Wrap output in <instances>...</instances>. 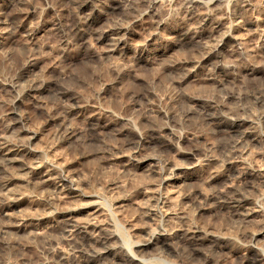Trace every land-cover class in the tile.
<instances>
[{
	"label": "rangeland",
	"instance_id": "rangeland-1",
	"mask_svg": "<svg viewBox=\"0 0 264 264\" xmlns=\"http://www.w3.org/2000/svg\"><path fill=\"white\" fill-rule=\"evenodd\" d=\"M154 1L140 0L141 8L145 7L148 13L134 16L125 13L128 11L124 10L123 13V10L114 8L115 4L120 7L119 3L127 6L129 1L104 0L107 12L96 15L95 28L98 33L120 25L127 35L128 47L112 51L109 45L111 38L98 40L93 35L86 40H78L70 32L66 38L61 36L57 29L60 24L70 26L79 17L91 12L79 11L73 0H29L25 10L16 14L18 16L14 20L17 24L14 27L9 29L0 24V138L20 144L24 138L26 141L29 135L35 133V138L29 143L32 160L58 164L60 174H70L76 178L81 191L76 198L63 197L54 188L53 181L33 188V183L26 180L25 174L17 166L14 170L17 169L15 171L20 175L23 173L24 177L17 175L10 178L8 174L0 173V194L20 193L19 203L9 209V215L0 212V243L8 239L15 245L12 244L9 249L0 244V264H72L78 257L83 258V254L72 246L67 233L54 227L52 229L54 217L30 219L16 226L21 215L38 217L43 213L42 209L47 206L43 199L48 195L60 208L94 201L95 198L99 206L102 205L99 212L94 213V220L110 224L120 235L121 249L126 247L146 264H247L230 252L226 256L214 253L211 261L206 262L196 252H191L190 257L181 255L173 245L168 249L150 246L138 251L137 244L146 237V229L158 230L163 226L169 231L175 229L182 232L199 227L213 234L233 237L240 245L251 242L250 232L261 231L260 239L264 240V183L259 180L247 182L239 173H232L227 163L232 155L234 136L220 131L213 121L204 119L200 110L206 107L218 109L223 105L227 109L232 107L231 111L246 119L250 133L246 158L244 162L237 161L235 154L229 161L234 160L239 170H245L250 165L257 173L264 174V106L255 102L253 96L255 91L264 89V0H209L205 3L207 5H189L186 0ZM1 7L0 1V12L14 15L11 7ZM205 15L212 20L221 19L222 25L214 30L216 32L209 33L207 28L199 26L201 17ZM238 17L243 22L231 29L243 40V47L249 50L248 53L237 54L233 59L230 50L235 45L234 41L226 39L219 49H222L228 62L231 59L235 62L231 61L234 66L228 68L230 72L216 67L217 61H214L213 55L206 62L203 60L197 64L204 42L214 43L217 38L215 36L214 39V33L220 36ZM187 28L195 31L199 39L183 43L179 33ZM26 30H32L33 35L30 36ZM206 33L212 34L213 38ZM141 51L151 54L150 58L139 59ZM166 55L171 57L167 58ZM27 57L33 58L34 63L25 72L23 66ZM253 68L255 72L251 73ZM177 70L178 74L175 72ZM32 80H45L56 87L65 88L86 108L80 114L75 113L72 119L68 118V108L75 106L77 100L58 93L53 85L35 93L24 90V84ZM87 115L102 123L113 124V127L116 125L114 129L124 128L125 135L115 139L109 133L98 134L89 127ZM63 122L75 128L81 135L78 137L85 141L80 143L81 140L75 138L74 142L60 140L58 128ZM155 124L167 127L165 139L171 140L174 145L162 146L151 141L154 135L150 128L153 125L158 127ZM139 131H144L151 143H147L139 152H133V145L125 144L124 139L134 140ZM110 145L114 147L108 148ZM201 159L209 160L211 164L202 165ZM176 164H181L184 173H177L178 170L174 169ZM4 181L8 182L7 188L2 187ZM233 185L246 188L245 194L248 192L249 197L254 198L260 212L245 218L222 207L224 198L219 192ZM161 195L166 199H163L164 203L159 199ZM205 202L208 208L201 210L200 206ZM93 209L89 206L75 215L85 219ZM120 231L124 234H120ZM175 242L176 246L184 244L179 237ZM120 251L117 249L109 254L107 264L116 263L114 260L117 261ZM256 264H264V259Z\"/></svg>",
	"mask_w": 264,
	"mask_h": 264
},
{
	"label": "bare ground",
	"instance_id": "bare-ground-1",
	"mask_svg": "<svg viewBox=\"0 0 264 264\" xmlns=\"http://www.w3.org/2000/svg\"><path fill=\"white\" fill-rule=\"evenodd\" d=\"M2 2V7L1 8H6V7H11L13 9L12 13L14 14L12 15H6L4 12H0V24L3 25L5 28H9L12 26L14 27L17 23L16 20H14L16 16V14H21V11L25 10V7L27 5V3L29 2V0H0ZM74 4L77 6V8L79 9V11H85V10H90L86 15H83L84 17H79L78 20L74 21L70 26H64L62 24H57V29L60 31L61 36H63V38L68 37L67 33H72L75 36V39L77 38L78 40H86V38L88 36H93L95 35L97 37L98 40H107L109 38H111V41H109V45H110V50H117L120 48H125L128 47V43H127V35L125 33V31L123 30V28L119 25L118 27H114L111 29H106L103 30L102 32L98 33V29L95 28V22L98 20V17H96L98 12H107L106 11V7L107 5L104 3V0H73ZM129 1V5L125 6L124 3L121 4L119 3V5H121L120 7L117 6L115 4L114 8L115 9H119V10H124L128 11L125 13H132V15L134 14V16H142L144 15L147 11L144 7L141 8V4H139L140 0H127ZM154 1V0H153ZM175 1V0H174ZM209 0H186L187 4L189 5H199V4H204L207 5L205 3H207ZM246 0H244L245 2ZM255 1V0H254ZM260 1V0H259ZM121 2V1H120ZM155 2V1H154ZM153 2V3H154ZM217 2V1H216ZM221 2V1H220ZM222 3V2H221ZM220 3V4H221ZM186 4V5H187ZM240 4V3H239ZM181 5V4H180ZM212 5V4H211ZM216 5V4H215ZM231 5V4H230ZM110 6V5H109ZM112 6V5H111ZM177 6V5H176ZM184 6V4H183ZM149 7V6H148ZM220 7V6H219ZM109 8V7H108ZM225 8V7H224ZM231 8V7H230ZM112 9V8H111ZM157 9V8H156ZM178 9V8H177ZM246 9V7H245ZM204 10V9H202ZM216 10V9H215ZM247 10V9H246ZM252 10V9H251ZM109 11V10H108ZM190 11V10H189ZM225 11V10H224ZM232 11V10H231ZM154 13V11H152ZM175 12V11H174ZM197 12V11H196ZM199 12V10H198ZM203 12V11H200ZM236 12V11H235ZM238 12V11H237ZM240 12V11H239ZM148 13V12H147ZM215 13V12H214ZM199 14V13H198ZM234 14V13H233ZM243 14V13H242ZM245 14V13H244ZM151 15V14H150ZM161 16V15H160ZM214 16V15H213ZM219 16V15H218ZM221 16V15H220ZM20 17V15H19ZM130 17V16H129ZM257 17V16H256ZM261 17V16H260ZM100 18V17H99ZM229 18V17H228ZM244 18V17H243ZM248 18V17H247ZM16 19V18H15ZM20 19V18H19ZM198 19V18H197ZM239 19V17H238ZM237 18H235L232 22H230V26L229 29L226 31H223L220 34V36L215 35L214 33V43L210 44L208 41L204 42L205 45L204 48H202L203 53L201 54V57L199 60H197V64H199L201 61L205 60H209L211 59V56H215L214 61H217L216 63V67L219 68H223L228 69L231 67V61L229 60V62L226 60L228 58L225 57V54H223L222 49H219V47H221L225 41H227L226 39H232L234 41V46L233 48L230 50V55H232L233 59H236V55L237 54H243V53H248V49L243 47V40L237 36V34H233L232 29L237 27V25L243 21H241L240 19L238 20ZM242 19V17H241ZM252 19V18H251ZM142 20V19H141ZM154 20V19H153ZM158 20V19H157ZM221 20V19H220ZM220 20H212L209 15H205L201 17V21H200V27L202 28H207L209 33H212L214 30H217L218 27H220L221 21ZM224 20V19H223ZM243 20V19H242ZM184 21V20H183ZM197 21V20H196ZM199 21V20H198ZM197 21V22H198ZM228 21V20H227ZM256 21V20H255ZM18 22V21H17ZM158 22V21H156ZM223 22V21H222ZM248 22V21H247ZM190 24V23H189ZM196 24V23H195ZM23 25V24H22ZM154 25V24H153ZM188 25V24H187ZM228 25V24H226ZM256 25V24H255ZM21 25L19 24L18 27H20ZM64 26V27H63ZM152 26V24H151ZM193 26V25H192ZM190 27V26H189ZM225 27V26H224ZM26 28V27H25ZM232 28V29H231ZM13 29V28H12ZM164 29V28H163ZM201 29V28H200ZM220 29V28H219ZM227 29V28H226ZM258 29V28H257ZM100 30V29H99ZM102 30V29H101ZM127 30V29H126ZM155 30V29H154ZM159 30V29H158ZM185 30V29H184ZM195 30V29H194ZM224 30V29H223ZM238 30V29H237ZM28 31L29 35H33V31L32 30H26ZM198 31V30H197ZM201 31V30H200ZM256 31V30H255ZM207 32V31H206ZM216 32V31H214ZM249 32V31H248ZM251 32V31H250ZM239 33V31H238ZM261 33V32H260ZM163 34V33H162ZM197 33H195V31H192L191 29L187 28L185 31L180 32L179 36H182V39L185 41H183V43L189 42L190 40H197L200 36L196 35ZM207 34V33H206ZM217 34V33H216ZM264 36V32L262 33ZM114 35V36H113ZM174 35V34H173ZM208 37H212V34H207ZM168 36V35H167ZM204 36V35H203ZM216 36V37H215ZM240 36V33H239ZM242 36V35H241ZM205 37V36H204ZM206 38V37H205ZM261 38V37H260ZM129 39V38H128ZM208 39V38H207ZM213 39V40H214ZM203 40V38H202ZM210 40V39H209ZM212 40V39H211ZM245 40V39H244ZM63 41L65 42H69L67 39H63ZM129 41V40H128ZM155 41V40H154ZM180 41V40H179ZM212 42V41H210ZM229 42V41H228ZM195 43V42H194ZM201 43V41H200ZM187 44V43H186ZM197 44V43H196ZM202 44V43H201ZM226 44V43H225ZM247 44V43H246ZM192 45V44H191ZM194 46V45H193ZM246 46V45H245ZM181 47V46H180ZM199 47V46H198ZM202 47V45H201ZM232 47V46H230ZM142 48V47H141ZM179 49V48H178ZM188 49V48H187ZM201 50V51H202ZM191 51V50H190ZM200 51V50H199ZM137 52V51H136ZM185 52V51H184ZM195 52V51H194ZM229 52V50L227 51ZM201 53V52H200ZM255 53V52H254ZM16 54V53H15ZM164 54V53H163ZM227 54V53H226ZM138 55V54H137ZM149 53L145 52V51H141L139 53V59L141 60H147L150 58ZM179 55V54H178ZM190 55V54H189ZM155 56V54H154ZM240 56V55H238ZM237 56V57H238ZM248 56V55H246ZM252 56V55H251ZM32 57V56H29ZM164 57V56H162ZM161 57V58H162ZM167 58H170L166 55ZM188 57V56H187ZM193 57V56H192ZM227 57H229L227 55ZM231 57V58H232ZM24 58V57H23ZM28 58V57H27ZM152 58V57H151ZM195 58V57H194ZM226 58V59H225ZM242 58V55H241ZM33 58H28L27 60H25V64L23 66V70L25 72H28L31 68V66L33 65L34 62H32ZM138 59V58H137ZM165 59V58H164ZM163 59V60H164ZM176 59V58H175ZM162 60V61H163ZM172 61H174L173 59H170ZM168 61V60H167ZM172 61H170L172 63ZM182 61V60H181ZM192 61V60H190ZM196 61V60H195ZM211 61V60H210ZM213 61V60H212ZM23 62V61H22ZM194 62V61H193ZM234 62V61H232ZM264 62V61H263ZM37 63V62H36ZM183 63V62H182ZM180 63V64H182ZM214 63V62H212ZM235 63V62H234ZM260 63V62H259ZM258 63V64H259ZM148 64V63H147ZM163 64V63H162ZM168 64V63H167ZM166 64V65H167ZM193 64V63H191ZM204 64V63H203ZM257 64V62H256ZM121 65V64H120ZM171 65V64H170ZM175 65V64H174ZM179 66V64H177ZM195 65V64H194ZM211 65V64H210ZM215 65V63H214ZM176 66V65H175ZM177 66V67H178ZM187 66V65H186ZM202 66V65H201ZM222 66V67H220ZM234 66V65H232ZM142 67V66H141ZM174 67V66H173ZM116 68V67H115ZM120 68V67H118ZM125 68V66H124ZM145 68V67H144ZM156 68V67H155ZM169 68V67H168ZM176 68V67H175ZM174 68V69H175ZM181 68V66H180ZM186 68V67H184ZM189 68V67H188ZM232 68V67H231ZM230 68V69H231ZM187 69V68H186ZM192 69V67L190 68ZM189 69V70H190ZM210 69V68H209ZM213 69V68H212ZM228 69V71L230 70ZM257 69V68H256ZM78 70V69H77ZM119 70V69H118ZM170 70V69H169ZM185 70V69H183ZM103 71V70H102ZM121 71V70H120ZM119 71V72H120ZM181 71V70H180ZM188 71V70H187ZM209 71V70H208ZM223 71V70H222ZM250 71V70H249ZM258 71V70H257ZM128 72V71H127ZM153 72V71H152ZM168 72V71H167ZM176 73L178 72L175 71ZM174 72V73H175ZM185 72V71H182ZM190 72V71H189ZM188 72V73H189ZM210 72V71H209ZM230 72V71H229ZM235 72V71H234ZM251 73L255 72V69L253 68L251 71ZM79 73V72H78ZM171 73V72H170ZM173 73V72H172ZM228 73V72H227ZM232 73V72H231ZM116 74V73H115ZM129 74V73H128ZM145 74V73H144ZM147 74V73H146ZM168 74V73H167ZM178 74V73H177ZM183 74V73H182ZM73 75V74H72ZM141 75V74H140ZM180 75V73H179ZM178 75V76H179ZM184 75V74H183ZM211 75V74H210ZM213 75V73H212ZM211 75V76H212ZM227 75V74H226ZM226 75L224 77H226ZM85 76V75H84ZM147 76V75H146ZM165 76V75H164ZM177 76V75H176ZM235 76V75H234ZM74 77V76H73ZM88 77V76H87ZM90 77V76H89ZM141 77V76H140ZM180 77V76H179ZM183 77V76H182ZM230 77V76H229ZM85 78V77H84ZM166 78V77H165ZM236 78V77H235ZM234 78V79H235ZM72 79V78H71ZM80 79V78H79ZM179 79V78H178ZM182 79V78H180ZM187 79V78H186ZM215 79V78H214ZM221 79V78H219ZM226 79V78H225ZM228 79V78H227ZM233 79V80H234ZM122 80V79H121ZM185 80V79H184ZM49 81V80H48ZM53 81V80H52ZM180 82V80H178ZM51 82V81H50ZM64 82V81H63ZM124 82V81H123ZM182 82V80H181ZM222 82V81H221ZM75 83V82H74ZM133 83V82H132ZM228 83V82H227ZM226 83V84H227ZM58 85V83H56ZM213 84V83H212ZM25 86L22 87L24 90L30 91V92H37V91H41V90H45V89H49L51 88V86L53 85V87L55 88L54 90L57 91L58 93L62 94V95H69L70 98H72L73 100H77L74 96H72L71 94H69L67 92V90L65 88H61V87H56L53 83H48L44 81H39L38 82L36 80H32L30 83L28 84H24ZM69 85V84H68ZM206 85V84H205ZM21 86V85H20ZM60 86V85H59ZM204 86V85H203ZM191 86H189L190 88ZM114 88V87H112ZM185 88V87H184ZM188 88V89H189ZM22 89V90H23ZM193 89V88H192ZM234 89V88H233ZM136 90V89H135ZM194 90V89H193ZM203 90V89H202ZM237 90V89H236ZM240 90V89H239ZM238 90V91H239ZM192 91V90H191ZM207 91V90H205ZM200 92V91H199ZM203 92V91H202ZM71 93V92H70ZM187 93V92H186ZM201 93V92H200ZM207 93V92H206ZM205 93V94H206ZM209 93V92H208ZM198 94V93H197ZM34 95V94H32ZM200 95V94H199ZM193 96V94H192ZM195 96V94H194ZM198 96V95H197ZM202 96V95H201ZM208 96V95H206ZM254 99L255 102L260 103V105L264 106V89H259L257 91L254 92ZM196 97V96H195ZM203 97V96H202ZM238 97V96H237ZM247 97V96H246ZM198 98V97H197ZM213 98V97H212ZM208 99V98H207ZM248 100V99H247ZM252 100V99H251ZM249 101V100H248ZM252 102V101H251ZM83 103V102H82ZM225 104V103H224ZM249 104V103H248ZM83 104H80V101H76V105L75 106H70L68 109V114L69 117H74L73 115H75V113H82L84 111V107ZM199 106V105H198ZM251 106V105H249ZM228 108V107H227ZM225 106L220 105L218 109H213L211 108H203L200 109L203 114V118L204 119H209L211 121H213V124L216 125V127L223 132L228 133L231 136H234V146L232 149V155L229 156L228 159V166L231 168V171H233V174L239 173V176L246 179L247 182H255V180H259L262 181L264 183V174H259L255 171L254 168H252L250 165H248L246 167L245 170H239L238 168H236V166L234 165L235 161H229L232 159V157L236 154L235 158L237 161H241L244 162L245 158H246V154H247V146L249 144V137H250V133L248 131L246 127V119H243L242 117L238 116L236 113H234V111L227 109ZM252 108V107H251ZM264 109V107H263ZM262 109V110H263ZM235 110V109H234ZM238 110V109H237ZM67 111V110H66ZM237 112V111H236ZM253 112V111H252ZM248 113V112H247ZM254 114V113H253ZM77 115V114H76ZM247 115V114H246ZM251 115V114H250ZM18 116V115H17ZM86 116V115H85ZM88 116V115H87ZM20 117V116H19ZM98 117V116H97ZM202 118V117H201ZM202 118V119H203ZM20 119V118H18ZM72 119V118H71ZM87 123L89 125V127L91 129H93L95 132H97L98 134H103V135H108L107 133L111 134L113 137H115V139H118V137L120 136H124L125 135V129L124 128H118V129H114L113 124L112 126L109 123H102L99 120L95 119L94 117L88 116L87 118ZM176 119V118H175ZM152 120V119H151ZM113 121V120H112ZM163 121V120H162ZM86 122V121H85ZM86 123V124H87ZM157 124H155L156 126ZM250 125V124H249ZM248 125V126H249ZM158 126V125H157ZM113 127V128H112ZM117 127V126H116ZM124 127V126H123ZM256 128V127H255ZM90 129V130H91ZM254 129V128H253ZM12 130V129H11ZM58 130H60L61 132V136H60V140H63L65 142H74L73 139L75 138V140H81L79 141L80 143H83L85 141V139H81L80 137H78V132L75 128L67 125L66 122H63L60 127L58 128ZM167 127L164 126V124H160V126L158 127H153L150 128V131L153 133V138L151 141H153V143H157V144H161L162 146L166 145V144H172L174 145V143L170 140L165 139L166 136H164V132H166ZM128 131V130H127ZM9 133V132H8ZM174 134V133H173ZM1 135V134H0ZM4 135V134H3ZM6 135V134H5ZM110 135V136H111ZM2 136V135H1ZM35 133L31 134L28 136L27 140L25 141V138L23 139L24 142H21L20 144H17L16 142L13 143L11 140L9 142V140H2V138H0V173H2L3 175L6 173L8 174L7 176L10 178L11 177H16L17 175H20V173L16 172L14 168L17 166L19 167V171H23V173L26 176V180H29L31 183H33L34 187L33 188H39L42 187L43 185H45L48 182H54V188L56 189V191L61 194L63 197H67V198H76L77 196H80L81 191L80 188L78 187V183L76 181V178H74L73 176H71L70 174H60L61 171L59 169V165L58 164H51V163H47V162H36L33 161V152L32 149L30 148L29 143L31 142V140H33L35 138ZM81 136V135H79ZM9 137V136H8ZM103 137V136H102ZM107 137V136H106ZM104 137V140L105 138ZM176 137V136H175ZM174 137V139H175ZM178 137V136H177ZM252 137V136H251ZM21 138V137H20ZM85 138V137H84ZM128 138V137H127ZM130 138V137H129ZM5 139V138H4ZM7 139V138H6ZM10 139V137H9ZM108 139V138H107ZM111 139V138H110ZM133 139V137H132ZM109 140V139H108ZM110 141V140H109ZM151 141L149 139L146 138V134L144 131H139L137 137L134 140H127L124 139V142H126L125 144H131L133 145V152H139V150H141L142 148H144V146L147 143H151ZM12 142V143H11ZM62 142V141H61ZM78 141H76L77 144ZM101 142V141H100ZM106 142V140H105ZM102 143V142H101ZM109 143V142H108ZM74 144V143H73ZM94 144V143H93ZM112 144V142H111ZM69 145V144H68ZM79 145V144H77ZM81 145V144H80ZM83 145V144H82ZM98 145V144H97ZM106 145V144H105ZM109 145V144H107ZM87 146V145H86ZM100 146V145H99ZM90 147V146H89ZM97 147V146H96ZM103 147V146H102ZM108 148L114 147V145H110L107 146ZM87 149V148H86ZM201 149V148H200ZM87 151V150H86ZM209 154V153H208ZM190 157V156H189ZM197 158V157H196ZM199 158V157H198ZM204 158V157H202ZM210 158V157H209ZM238 158V159H237ZM206 159V158H205ZM205 159H201L200 163L202 162V165L206 164V163H210ZM198 163H199V159ZM205 160V161H204ZM207 161V162H206ZM193 162V161H192ZM196 163V160H195ZM211 164V163H210ZM181 164H176L174 169L178 170V174H182L183 172V167L180 166ZM200 165V164H199ZM198 166V165H197ZM186 167V166H185ZM202 167V166H201ZM208 167V166H207ZM21 173L23 176L24 174ZM184 173V172H183ZM231 173V174H232ZM185 175V174H184ZM2 176V175H1ZM6 176V175H5ZM6 176V177H7ZM181 176V175H179ZM187 176V175H186ZM7 177V178H8ZM24 177V176H23ZM1 178V177H0ZM5 179V177H4ZM208 179V178H207ZM7 180V179H6ZM8 181V180H7ZM92 181V180H91ZM1 182V181H0ZM5 182V181H4ZM2 184L3 188H7L8 187V182H5ZM245 190L246 188H244L243 186L240 185H233L230 188H227L225 191H220L219 195L222 193L223 198H224V202L222 205V207L224 208H228L231 209L232 212L235 215H242L245 218H249L251 216H253V214L260 212V208L259 206L254 203L255 200L252 197H249L250 195H248V192L245 194ZM9 191V190H8ZM6 192V191H5ZM11 192V191H10ZM8 193V192H7ZM49 194V193H48ZM46 195V194H45ZM44 195V196H45ZM20 193L14 192L12 194H0V212L2 214H4L5 216L9 215V209L15 205H18L19 203V197ZM43 196V197H44ZM84 196V195H83ZM90 196V195H89ZM162 197L159 198L160 200H162V203H164L163 199V195H161ZM188 196V195H187ZM46 198L43 199L45 201H43L44 203H47V206L42 209L43 213H40L35 217H30L28 214V216L21 215L18 216L20 217L18 219V221L16 222V226H20L22 225V223L30 220V219H42L45 217H54L53 219V227L55 229H58L59 231L65 232L67 233L68 239L71 242L72 246H74L76 248V251H79L83 254V258L80 259V257H77L79 259H75L74 256L73 258L75 260L72 261V264H107L106 259L108 257L109 254L116 252L117 249L121 250L119 252V256L117 258V261L114 260V264H146L144 262V260L141 257H137L135 255H132L128 249H121L122 245L120 243V235H118V233L116 231H114L111 226H109L110 224L108 223H104L101 221H97L94 220L95 216L94 213L99 212L100 210V205L98 204L97 200L95 201H86L83 203H79V204H75V205H68V207L65 208H60L55 200H53V198H51L50 195L45 196ZM53 197V196H52ZM112 197V196H111ZM254 197V196H253ZM264 197V196H263ZM91 199V198H90ZM114 199V198H113ZM209 199V198H208ZM166 200V199H164ZM254 200V201H253ZM264 202V201H263ZM206 202L201 204L200 209L201 210H205L208 207L206 206ZM42 206V205H41ZM92 206L93 208H95L94 211L90 212L91 215L88 217H86L85 219H79V217H76V213L81 211L82 209L84 210L86 207ZM263 208V207H261ZM89 210V209H88ZM103 210V209H102ZM89 212V211H88ZM185 212V211H184ZM183 212V213H184ZM188 212V211H187ZM58 214V215H57ZM156 214V213H155ZM159 215V214H158ZM189 215V214H188ZM183 216V215H182ZM263 216V215H262ZM81 217V216H80ZM160 217V215H159ZM83 218V217H82ZM243 218V217H241ZM244 218V219H245ZM251 219V218H250ZM253 219V218H252ZM162 220V218H161ZM254 220V219H253ZM16 221V219H15ZM110 221V220H109ZM245 221V220H244ZM165 223V222H164ZM264 224V223H263ZM13 225V224H12ZM28 225V223H27ZM191 225V224H188ZM254 225V224H253ZM26 226V225H25ZM144 226V225H143ZM185 226V225H184ZM255 226V225H254ZM145 227V226H144ZM170 227V226H169ZM175 227V226H174ZM189 227V226H188ZM191 227V226H190ZM261 227V226H260ZM202 228V227H201ZM262 228V227H261ZM50 229V230H52ZM54 229V230H55ZM177 229V228H176ZM249 229V228H248ZM260 229V228H259ZM264 230V225L263 228ZM175 230V229H174ZM169 231L166 227H160L158 230H151V229H146V237L143 238L141 240V242L139 244H137V250L141 251L142 249H144L145 247H154L156 249H168L170 247H172V245L174 246V250L176 252H179L181 255H186L187 257H190L191 252L193 253H197L199 257L203 258L206 260V262H210L211 261V255L214 253H219L218 256H220V254H225V256L227 255L228 252H230L231 254L233 253L234 255L238 256L240 258V260L243 263H247V264H256L258 261L263 260L264 259V240L260 241V232H256V233H249V237L251 238V242L247 243V244H242L240 245L237 240H235L233 237H225V236H221L220 234H213L210 232H207L205 230L199 229V227H193V228H188L186 230H182V232H178V231ZM220 230V229H218ZM217 230V231H218ZM224 231V230H223ZM121 232V231H120ZM227 232V231H226ZM234 232V231H233ZM236 232V230H235ZM253 232V231H252ZM220 233V232H219ZM224 233V232H223ZM120 234H124V233H120ZM225 234V233H224ZM232 234V233H231ZM51 235V234H49ZM233 235V234H232ZM236 235V234H235ZM248 235V234H247ZM263 235V234H262ZM123 237V236H122ZM178 237L183 241V245L176 246L175 245V239H178ZM9 238V237H8ZM6 239V238H5ZM10 239V238H9ZM11 241V240H10ZM13 242V241H12ZM2 245V247L4 248H8L10 249V246L15 247L14 243H10L7 239V241H2V243H0ZM177 244V243H176ZM230 245L234 246L235 248H232ZM176 246V247H175ZM13 248V247H12ZM11 248V249H12ZM134 250V249H133ZM136 250V249H135ZM162 251V250H161ZM9 252V251H8ZM158 253V252H157ZM141 254V253H140ZM142 255V254H141ZM113 256V255H112ZM185 256V257H186ZM184 257V256H183ZM214 258V257H213ZM219 258V257H218ZM216 258V260L218 259ZM224 258V257H223ZM186 259V258H185ZM188 259V258H187ZM215 259V258H214ZM111 260V259H109ZM214 260V261H216ZM158 261V260H157ZM213 261V260H212ZM111 262V261H110ZM162 263V262H161ZM64 264H68L67 262H64ZM110 264H113L110 263ZM150 264V263H147Z\"/></svg>",
	"mask_w": 264,
	"mask_h": 264
}]
</instances>
